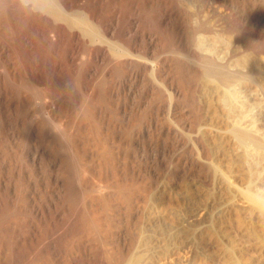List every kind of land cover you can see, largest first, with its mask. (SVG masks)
I'll return each instance as SVG.
<instances>
[{"label":"rangeland","instance_id":"374dc122","mask_svg":"<svg viewBox=\"0 0 264 264\" xmlns=\"http://www.w3.org/2000/svg\"><path fill=\"white\" fill-rule=\"evenodd\" d=\"M88 1L55 6L91 39L0 1V264H264V214L244 195L264 198V148L230 135L244 109L213 77L206 90L193 52L224 47L264 113V0H101L109 35Z\"/></svg>","mask_w":264,"mask_h":264},{"label":"bare ground","instance_id":"6f19581e","mask_svg":"<svg viewBox=\"0 0 264 264\" xmlns=\"http://www.w3.org/2000/svg\"><path fill=\"white\" fill-rule=\"evenodd\" d=\"M1 1V0H0ZM3 1V0H2ZM55 2L57 1V0H54ZM54 1H52V0H38V5H39V10H42V11H46V13L48 12L50 15H52L53 16V18L55 19V21L56 20H59V22L60 21H63L64 23L66 22L67 23V25L69 26H73V27H75V28H78L81 32H82V34L85 36V38H86V36L88 37V38H95L96 37V35H95V30L96 29H93L91 26H89L87 23H86V21H85V18L83 19V18H81L82 16H79V17H71V18H69L68 17V13L67 14H65L66 12H62V11H64L65 9H71V8H73V6L75 5H72L73 4V0H58L57 1V3H55L54 4ZM76 1V0H75ZM91 1V2H90ZM90 1H88L89 3H87V5H85V7H84V10L86 11V14H87V17L91 20V21H96V23H97V21L99 22V24H100V26H101V28L103 29L102 31H104V33H105V35H109V34H112L113 32H114V26H113V22L114 21H112L111 19H110V21L108 20V21H105V20H100L99 19V16H98V8H97V5H98V3H100L101 2V0H90ZM129 2V1H128ZM5 3V2H4ZM59 3L61 4V6L63 7V8H65V9H63L62 11L61 10H59L58 8H56V7H58V6H55V5H59ZM75 3V2H74ZM83 3V2H82ZM102 3V2H101ZM77 4H79V3H77ZM111 5V4H110ZM5 6V5H4ZM75 7V6H74ZM99 7V6H98ZM77 8V7H76ZM8 9V8H7ZM78 9V8H77ZM4 11V10H3ZM24 11V10H23ZM66 11V10H65ZM75 13V12H74ZM73 13V14H74ZM27 15V14H26ZM204 15V14H203ZM74 16H75V14H74ZM7 17V16H6ZM8 18V17H7ZM131 21H133V20H131ZM7 22V21H6ZM33 22V21H32ZM116 22V21H115ZM194 22V21H193ZM10 23V22H9ZM196 23H198V22H196ZM130 24H131V22H130ZM134 24V23H133ZM193 24H195V23H193ZM196 25V24H195ZM195 25H193L194 27H195ZM46 26V25H45ZM129 26V25H128ZM130 26H132V25H130ZM133 27V26H132ZM197 27V26H196ZM195 27V28H196ZM199 27V26H198ZM197 27V28H198ZM45 28V27H44ZM208 28V27H207ZM125 29V28H124ZM122 30L121 31V35H122V37H126L127 38V43H126V45H127V47L126 48H131L132 50H139L140 48H141V46L140 45H138L137 44V35L136 34H132V31H133V29L132 28H128V29H125V30ZM194 29V28H193ZM41 31V30H40ZM43 31V30H42ZM210 31V30H209ZM45 30L43 31V35H44V37L41 35V37H43L44 38V41L47 43L48 42V39H47V37H46V35H45ZM197 32V31H196ZM199 32V31H198ZM203 32V31H202ZM232 32V31H231ZM172 33V32H171ZM199 33H201V32H199ZM196 34V33H195ZM232 34V33H231ZM94 35H95V37H94ZM120 35V36H121ZM192 35V34H191ZM198 34H196V36H197ZM217 35V34H216ZM215 35V36H216ZM142 37V36H141ZM198 37H201L200 35L198 36ZM218 37V36H217ZM221 37V36H220ZM1 38V37H0ZM42 38V39H43ZM202 38V37H201ZM2 39H4V38H2ZM23 39V38H22ZM195 38L193 37V40H194ZM208 39H209V37H208ZM5 40V39H4ZM102 40V39H101ZM137 40V41H136ZM26 42V41H25ZM105 42V41H104ZM125 42V41H124ZM216 42V41H215ZM214 42V43H215ZM204 42H202L201 44H203ZM208 43V42H207ZM124 44V43H123ZM145 44V43H144ZM200 44V45H201ZM205 44V43H204ZM148 45H150V44H148ZM193 52H194V56H196V58L197 57H199L200 59H201V61H202V63H204L205 64V66H206V64H208L209 65V67L208 68H206V70L204 71V73L202 72V80H204V82H205V88H206V90H208V91H210V87L212 88V90H213V88H215V89H222V88H224L223 89V91H225L226 90V92H229V94H231V96L228 94V96H227V98L230 96L231 98H236L237 100H238V102L237 103H241V104H239L240 105V107L241 108H243L244 109V112L240 109V108H238V105H237V108H236V105H235V101H234V99L232 100V102L234 103H232L233 104V107H235L236 109H240V110H238L240 113L242 112V114H243V116L242 117H244L245 119V122H242V121H244V120H242L241 121V119L239 120V121H241V122H238V121H234L233 122V124H232V126H230L231 124H229V126L231 127L230 128V130H229V133H230V135H232L240 144H242V145H244V146H246V145H253L254 147L255 146H257V147H255L256 149L257 148H264V123H262V120H264V117H262V119H261V116H264V113H262V114H260L261 112H259L260 110H261V108L259 109V106H256L255 105V103L253 102V104L255 105V106H252L251 104H250V101L249 100H251L252 101V98L251 99H249V97L247 98L246 97V95L247 94H245L244 92L245 91H242L243 93V95H245V96H243L242 94H241V90H243V87H241L242 89L241 90H239V86H238V80H240L241 79V75L236 71V69H234L233 67H231L230 66V63L228 62V58H227V53H226V51H224V50H218V47L219 46H221V45H219L218 47L217 46H215V47H217V50H216V48H214L215 49V51H213V52H207V51H205V50H207L206 48H201V46L199 45V38H196L195 39V41H194V43H193ZM214 45V44H213ZM223 45V44H222ZM211 46V45H210ZM245 46V45H244ZM122 47H123V45H122ZM149 47V46H148ZM202 47H203V45H202ZM240 47V46H239ZM15 48V47H14ZM29 48V47H28ZM143 48H145V45H144V47ZM221 48V47H220ZM227 48V47H226ZM229 48V47H228ZM142 49V48H141ZM225 49V48H224ZM147 50V49H146ZM113 51V50H112ZM209 51H211V49L209 50ZM248 51V50H247ZM247 51H245V52H247ZM253 51V50H252ZM128 52V51H127ZM133 52V51H132ZM147 52V51H146ZM237 52V51H236ZM11 53H12V51H11ZM17 53H19V52H17ZM27 53V52H26ZM101 52H99L98 51V53H96L95 54V57L98 59V57H99V54H100ZM230 53V52H229ZM120 54V53H119ZM123 54V53H122ZM126 54H128V53H126ZM139 54V53H138ZM232 54V53H231ZM242 54V53H241ZM237 55V54H236ZM251 55H252V53H251ZM256 55V54H255ZM254 55V56H255ZM70 56H72V55H70ZM193 56V57H194ZM230 56V55H229ZM127 57H128V55H127ZM140 57V56H139ZM231 57V56H230ZM229 57V58H230ZM125 58V57H124ZM246 58V57H245ZM252 58V57H251ZM96 59V60H97ZM198 59V58H197ZM231 59V58H230ZM254 59V58H253ZM252 59V60H253ZM256 59H258V61H255V60H253V63L255 62H258V64H260L259 63V60H260V57L258 58V55H256ZM247 60V59H246ZM249 60H250V58H249ZM252 60H251V62H252ZM200 61V62H201ZM237 61V60H236ZM243 61V60H242ZM248 61V60H247ZM148 63V62H147ZM231 63H233V62H231ZM237 63V62H236ZM243 63H244V61H243ZM200 64V63H199ZM204 64H202V65H204ZM239 64V63H238ZM117 65V64H116ZM163 65V64H162ZM248 65V64H247ZM261 65V64H260ZM204 66V67H205ZM245 66H246V64H245ZM256 66H257V64H256ZM256 66H253L254 68L256 67ZM259 66V65H258ZM262 66V65H261ZM119 67V66H118ZM202 67V66H201ZM203 67V68H204ZM235 67V66H234ZM243 67V66H242ZM239 68V67H238ZM261 68V67H260ZM260 68H258V69H260ZM7 69V68H6ZM28 69V68H27ZM240 69V68H239ZM249 69V68H248ZM262 69V68H261ZM200 70V69H199ZM242 70V69H241ZM203 71V70H202ZM246 71V70H245ZM82 72H84V71H82ZM157 72H159V71H157ZM160 72H162V71H160ZM201 72V71H200ZM243 72V71H242ZM24 73V72H23ZM244 73V72H243ZM196 74V73H195ZM198 74H200V73H198ZM72 75V74H71ZM79 75V74H78ZM160 75V74H159ZM158 75V76H159ZM208 77H213L214 79H216V83L217 84H215L214 83V86H210V87H208V85H209V80H208ZM249 77H251V76H249ZM5 78V77H4ZM81 78V77H80ZM213 78H211L212 80H213ZM244 77H242V79H243ZM14 79V78H13ZM166 79V78H165ZM241 79V80H242ZM12 81V80H11ZM14 81V80H13ZM36 81V80H35ZM97 81V80H96ZM190 81V80H189ZM262 81H264V80H262ZM6 82V81H5ZM15 82V81H14ZM40 82V81H39ZM95 82V81H94ZM201 82V81H200ZM6 83H8V82H6ZM183 83V82H182ZM240 83H241V81H239V85H240ZM12 84V83H11ZM29 84V83H28ZM89 84V83H88ZM99 84V83H98ZM103 84V83H102ZM74 85H76V84H74ZM100 85V84H99ZM98 86V85H97ZM168 86V85H167ZM241 86V85H240ZM85 87V86H84ZM103 87H104V85H103ZM81 88V87H80ZM94 88V87H93ZM204 89V88H203ZM106 90V89H105ZM171 93L170 94H172L173 96H174V98H177L178 96H180V94H181V89L178 87V86H176V85H174L173 83H171ZM184 90V89H183ZM246 90V89H245ZM214 91V90H213ZM212 91V92H213ZM216 91V90H215ZM214 91V92H215ZM219 91H221V90H217L216 92H219ZM214 94V93H213ZM218 94V93H217ZM221 94H222V92H221ZM223 94L224 95H227V94H225L224 92H223ZM222 94V95H223ZM249 94V93H248ZM219 95V94H218ZM99 96V95H98ZM208 96V95H207ZM210 96V95H209ZM250 96V95H249ZM222 97V96H221ZM224 97H226V96H223L222 98H224ZM251 97V96H250ZM25 98V97H24ZM29 98V97H28ZM109 98V97H108ZM107 98V99H108ZM218 98V97H217ZM231 98L230 99H228L227 101H229V103H231L230 101H231ZM10 99V98H9ZM37 99V98H36ZM85 99V98H84ZM87 99V98H86ZM209 99H210V97H209ZM215 99V98H214ZM213 99V100H214ZM220 99V98H219ZM225 99V98H224ZM235 99V100H236ZM249 99V100H248ZM106 100V99H105ZM87 101H88V99H87ZM91 101V100H90ZM89 101V102H90ZM194 101V100H193ZM226 101V99L224 100V102H227ZM249 101V102H248ZM29 102V101H28ZM30 102H31V100H30ZM112 102V101H111ZM197 102V101H196ZM221 102H222V100H221ZM223 102V103H224ZM110 103V102H109ZM113 103V102H112ZM205 103V102H204ZM252 103V102H251ZM42 104V103H41ZM207 104H209V103H207ZM222 104V103H221ZM232 104H229V108H228V110L230 109V105L232 106ZM226 105V104H225ZM235 105V106H234ZM87 106V105H86ZM101 106V105H100ZM209 106V105H208ZM9 107V106H8ZM85 107V106H84ZM88 107V106H87ZM90 107V106H89ZM97 107V106H96ZM223 107H225V106H223ZM227 107H228V105H227ZM246 108V110H245V108ZM42 108V107H41ZM16 109V108H15ZM197 109V108H196ZM227 109V108H226ZM225 109V110H226ZM232 109V108H231ZM234 109V108H233ZM232 109V111H230L231 112V114H233L235 111H237V110H233ZM82 110V109H81ZM87 111V110H86ZM85 111V112H86ZM237 111V112H238ZM225 112H228L227 110L225 111ZM233 112V113H232ZM32 113V112H31ZM227 114H229V113H227ZM234 115H236V112H235V114ZM234 115H233V117H234ZM261 115V116H260ZM42 116V115H41ZM96 116V115H95ZM229 116H231V115H229ZM232 117V118H233ZM237 117H238V115H237ZM53 118V117H52ZM241 118V117H240ZM229 119H231V118H229ZM237 119V118H236ZM230 121V120H229ZM231 122V121H230ZM99 123V122H98ZM101 123V122H100ZM81 125V124H80ZM65 126V125H64ZM76 126V125H75ZM80 127V126H79ZM108 127V126H107ZM96 128H97V126H96ZM79 129V128H78ZM105 129V128H104ZM63 130V129H62ZM66 130V129H65ZM73 130V129H72ZM68 131V133H69V130H67ZM71 131V130H70ZM83 131V130H82ZM62 132V131H61ZM64 133L66 134V131H64ZM93 133H95V132H93ZM108 133V132H107ZM63 134V133H62ZM69 135V134H68ZM71 135V134H70ZM104 135V134H103ZM67 136V135H66ZM93 136H94V134H93ZM100 136V135H99ZM102 136V135H101ZM73 137H75V136H72V137H70L71 138V140L73 139ZM95 137H98L97 136V134H96V136ZM62 138V137H61ZM67 138H69L68 136H67ZM66 138V139H67ZM93 139V138H92ZM95 139V138H94ZM69 140V139H68ZM70 140V141H71ZM67 141V140H66ZM82 141V140H81ZM69 142V141H68ZM89 142V141H88ZM71 143V142H70ZM93 143V142H92ZM73 144H75V143H73ZM73 144H71V145H73ZM89 144V143H88ZM82 145V144H81ZM74 146V145H73ZM103 146V145H102ZM203 146V145H202ZM239 147H241V146H239ZM72 148V147H71ZM103 148V147H102ZM249 148H250V146H249ZM244 149H246V147L244 148ZM247 150H249L248 149V147H247ZM247 150H245V152H248ZM254 150V149H253ZM251 151V150H250ZM200 152H202L203 154H204V156H205V154H206V151L204 150V148H201L200 149ZM107 153V152H106ZM208 153H209V151H208ZM207 153V154H208ZM249 154H251L250 152L247 154L248 156H249ZM110 155V154H109ZM202 155V154H201ZM242 155V154H241ZM243 155H244V158H246L245 157V154H244V152H243ZM108 156V155H107ZM79 157V156H78ZM83 157V156H82ZM208 157L209 156H207V159H208ZM206 158V157H205ZM240 158V157H239ZM239 158H238V161L239 162H241L242 164L243 163H245V161H246V159H245V161L242 159L241 160V158H240V160H239ZM242 158H243V156H242ZM105 159V158H104ZM74 161V160H73ZM108 161H109V159H108ZM242 161H244V162H242ZM80 162V161H79ZM107 162V161H106ZM112 162V161H111ZM211 162V161H210ZM108 163V162H107ZM78 164V163H77ZM103 164V163H102ZM214 165V164H213ZM212 165V166H213ZM216 167V166H215ZM75 168V167H74ZM89 168V167H88ZM212 168V170H213V168H214V166L213 167H211ZM84 169V168H83ZM215 169V168H214ZM78 170V169H77ZM70 171V170H69ZM216 171V170H215ZM115 173V172H114ZM93 175V174H92ZM81 176V175H80ZM124 178V177H123ZM122 178V179H123ZM129 179H131V178H129ZM132 180V179H131ZM131 180H129V181H131ZM77 181V180H76ZM118 181V180H117ZM102 183V182H101ZM119 183V182H118ZM126 183V182H125ZM134 183V182H133ZM79 184V183H78ZM121 184H122V182H121ZM131 184V183H130ZM126 185V184H125ZM128 185H129V183H128ZM122 186V185H121ZM129 186H131V185H129ZM93 188V187H92ZM113 188H116V187H113ZM95 189V188H94ZM97 189V188H96ZM83 190V189H82ZM92 190V189H91ZM117 190V189H116ZM126 190V189H125ZM104 191V190H103ZM129 193H130V191H128ZM70 193H71V191H70ZM80 193V192H79ZM90 193V192H89ZM94 193V192H93ZM254 193H256V191H254ZM253 192H250V190L249 191H245V193H244V195H245V197H246V199L248 200V202H250V204H252V208H253V206L255 207V208H257L259 211H261L260 213H262V214H264V198H260V196H258L257 194H254ZM91 194V193H90ZM101 194V193H100ZM128 194V193H127ZM99 195V194H98ZM259 195H261V194H259ZM92 196V195H91ZM87 198V197H86ZM85 199V198H84ZM101 200H102V198H101ZM104 200V199H103ZM102 200V201H103ZM94 201H95V199H94ZM107 202V201H106ZM98 203V202H97ZM108 203V202H107ZM103 204H104V202H103ZM83 208V207H82ZM105 208V207H104ZM256 209V210H257ZM105 210V209H104ZM257 210V211H258ZM23 213V212H22ZM97 213V212H96ZM19 214V213H18ZM98 214V213H97ZM89 215H90V213H89ZM94 215H96L95 213H94ZM82 216V215H81ZM91 216H92V212H91ZM100 216L101 215H99V216H97V217H99L100 218ZM94 217V216H93ZM96 217V218H97ZM90 217H88V219H89ZM92 219H94L95 220V218H92ZM102 220V219H101ZM89 221H90V219H89ZM88 221V222H89ZM96 221H98L97 219L95 220V222ZM100 222V221H99ZM2 223V222H1ZM97 223V222H96ZM96 223L94 224V222H93V224H94V228H96L95 227V225H96ZM90 224V223H89ZM92 224V223H91ZM97 226V225H96ZM91 227V226H90ZM101 227V226H100ZM99 226H98V228H100ZM100 229H102V228H100ZM167 246V245H166ZM166 249H167V247H166ZM167 251V250H166ZM135 258H137V257H135ZM129 261H125V264H135V259H128ZM138 262V261H137ZM233 262V261H232ZM231 262V263H232Z\"/></svg>","mask_w":264,"mask_h":264},{"label":"clouds","instance_id":"9594fccd","mask_svg":"<svg viewBox=\"0 0 264 264\" xmlns=\"http://www.w3.org/2000/svg\"><path fill=\"white\" fill-rule=\"evenodd\" d=\"M16 7L23 11L24 9H29L30 14H38V0H14Z\"/></svg>","mask_w":264,"mask_h":264}]
</instances>
